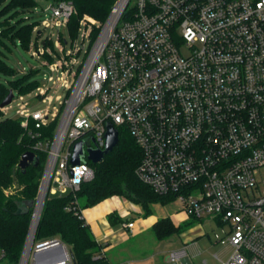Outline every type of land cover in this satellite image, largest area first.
I'll return each instance as SVG.
<instances>
[{
	"label": "built area",
	"instance_id": "1",
	"mask_svg": "<svg viewBox=\"0 0 264 264\" xmlns=\"http://www.w3.org/2000/svg\"><path fill=\"white\" fill-rule=\"evenodd\" d=\"M49 9L53 26L77 13L67 0ZM81 28L88 45L52 47L45 66L57 76L45 77L38 92L44 100L64 89L62 111L53 119L50 108L21 117L47 157L46 196L72 194L66 210L83 216L77 193L94 177L87 148L103 150L107 125L123 126L142 150L140 181L175 194L188 219L213 216L230 227L233 253L223 264H264V0H115L94 41L86 20ZM53 121V136L43 138ZM79 141L85 155L72 165ZM64 247L66 260L57 264H72ZM186 256L176 250L168 260ZM30 263L37 264L32 256Z\"/></svg>",
	"mask_w": 264,
	"mask_h": 264
},
{
	"label": "trees",
	"instance_id": "2",
	"mask_svg": "<svg viewBox=\"0 0 264 264\" xmlns=\"http://www.w3.org/2000/svg\"><path fill=\"white\" fill-rule=\"evenodd\" d=\"M65 0H53L60 2ZM72 1L77 13L68 22L70 33L76 37L81 22L86 20L95 40L108 19L115 0H67ZM36 0H0V42L9 39L15 45L28 48L36 23L28 22L24 14L35 9ZM17 41L18 43H16ZM43 42L46 60H53ZM31 71L15 78V70L0 56V74L11 77L0 81V104L12 89L21 95L35 91L39 82L32 78ZM57 122L43 129L42 137H52ZM42 131V130H41ZM119 142L103 162L88 164L94 170V177L83 182L77 193L81 209L94 207L115 196L139 204L143 216L149 217L154 204L168 205L176 200L175 194L160 195L136 176V169L142 158V150L127 128H118ZM36 139L21 124V118H12L0 107V264H19L30 229L33 208L17 215L16 211L25 200L35 201L45 171L47 157L34 149ZM32 151L38 158V165L31 164L25 170L19 167L24 153ZM73 202V195L53 196L48 194L40 216L35 235V244L57 239L68 248L72 264H111L103 251L106 245L99 243L82 213L67 211ZM112 225L125 222L117 213L108 215ZM192 219L176 225L170 217L157 220L151 231L159 239H168L184 232Z\"/></svg>",
	"mask_w": 264,
	"mask_h": 264
},
{
	"label": "rangeland",
	"instance_id": "3",
	"mask_svg": "<svg viewBox=\"0 0 264 264\" xmlns=\"http://www.w3.org/2000/svg\"><path fill=\"white\" fill-rule=\"evenodd\" d=\"M36 1L35 9L24 14L28 22L36 23L28 48L15 45L9 39H5L4 43L0 42V56L15 70V78L31 71H36L32 78L39 82L38 88L29 94L21 95L18 92H14L15 99L4 109L5 114L12 118L26 117L33 110L50 108L51 113H48V115L53 119L63 109L61 101L66 96L64 89L54 88L49 93L48 98L44 100L38 97V92L44 85V78H47L52 72L50 67L45 66L46 58L43 55L45 51L43 42H47L49 36H51L52 41L46 45V48L52 50L53 47L58 52H60L58 44L64 41L67 42V46H65L68 51L72 49L74 41L77 43V47H80L82 43L86 47L89 43L88 37L83 42L82 28L77 36L73 37L67 23L56 22V25L53 26L51 22L46 21L47 18L50 19L51 17L49 8L53 4V0ZM102 31L103 28L98 36ZM39 32H41L40 35L38 34ZM15 42L18 43L17 41ZM181 49L184 55L190 53L186 43L182 45ZM83 54L84 51L80 53L81 59L84 57ZM52 73L55 77L57 76L56 67ZM10 79L11 77L0 74V81L7 82ZM20 102H27L29 109L20 107ZM115 197L117 198L114 201H121L125 206L124 208L129 211V215L126 216L127 218L125 217V220L133 219L134 222H139L138 225L143 231L137 235L128 233L129 237L122 246L107 252L111 264H117L119 261H129L130 264H173L168 260L169 254L172 251L183 249L187 252V264H223L229 260L233 253V248L227 242L230 227L219 222L213 216L192 219L181 234H175L168 239L159 240L151 231L149 223L167 216H173L174 213L181 218L185 217L186 220L190 219L186 217L182 203L179 200H175L168 205L154 204L151 215L144 217L143 210L139 204H131V201L129 202L124 197ZM172 218L175 220L176 215ZM143 220L145 222L141 223ZM121 228L122 224L115 226V230ZM120 232L121 230L118 234ZM178 264L184 263L179 261Z\"/></svg>",
	"mask_w": 264,
	"mask_h": 264
},
{
	"label": "water",
	"instance_id": "4",
	"mask_svg": "<svg viewBox=\"0 0 264 264\" xmlns=\"http://www.w3.org/2000/svg\"><path fill=\"white\" fill-rule=\"evenodd\" d=\"M14 99H15V93L11 89L8 95L6 96V98L1 102L0 107L2 109L6 108L13 102ZM118 142H119L118 130L112 124H108L105 148L101 150V149H94L92 147H88L87 148L88 160L91 161V163L93 164H98L103 162L105 156L113 151V149L118 144ZM84 145L85 144L83 141H79L75 145L74 154L71 159L72 165H79L82 162V159L85 155ZM38 162L39 161L36 154L32 151H28L22 155L21 160L19 162V167L25 170L31 164L38 165ZM47 184L48 181L45 185V174H44L36 200L23 201L22 205H20L18 210L16 211L17 215H21L23 213H26L30 208H34L35 210L39 208L36 219L31 220L29 233L27 236L26 244L19 264L27 263L30 256H32L36 260L37 264H57L66 260V251L64 244L59 240L46 245H37L36 247H34L35 235L46 199Z\"/></svg>",
	"mask_w": 264,
	"mask_h": 264
},
{
	"label": "crops",
	"instance_id": "5",
	"mask_svg": "<svg viewBox=\"0 0 264 264\" xmlns=\"http://www.w3.org/2000/svg\"><path fill=\"white\" fill-rule=\"evenodd\" d=\"M115 198L117 197L107 199L101 202L100 204L91 208H87L83 211V216L86 222L88 223V225L90 226V229L96 240L99 243L106 245L103 249L106 255H108L107 254L108 251L115 250L118 247L122 246V244H124L129 237L128 233H134L135 235H137V234H141L143 231V229L138 225L139 222L136 221H135L134 229L132 230H127L124 227L115 230L116 225H112L108 219V215H110L111 213L113 212L117 213L119 216H121L124 219L125 222L133 221V219L130 220L129 218H128L129 220H125L127 218L126 216L129 215V211L124 208L125 206L121 201L119 200L114 201ZM131 204L134 203L131 202ZM174 214L173 216L176 215L175 220L172 218L173 216H167V217H170L176 225H179L180 223L186 220L185 217L181 218L180 216H178V214L175 215ZM144 222L145 220L141 221V223ZM155 222L156 220L153 221L152 223H149V225L152 226ZM120 224L122 223H119V225ZM120 230L121 232L118 234ZM182 262L184 264H187V257H185L182 260ZM124 263L130 264L129 261H123V262L119 261L117 264H124Z\"/></svg>",
	"mask_w": 264,
	"mask_h": 264
},
{
	"label": "bare ground",
	"instance_id": "6",
	"mask_svg": "<svg viewBox=\"0 0 264 264\" xmlns=\"http://www.w3.org/2000/svg\"><path fill=\"white\" fill-rule=\"evenodd\" d=\"M105 36H106V32L104 33V36L102 37V42H103ZM42 194H43V192H42ZM65 251H66V250H65ZM66 255H67V251H66Z\"/></svg>",
	"mask_w": 264,
	"mask_h": 264
}]
</instances>
